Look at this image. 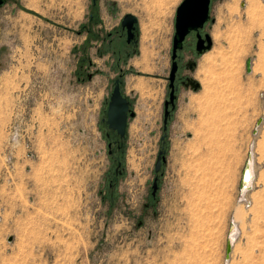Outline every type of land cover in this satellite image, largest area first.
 <instances>
[{
	"label": "rangeland",
	"instance_id": "obj_1",
	"mask_svg": "<svg viewBox=\"0 0 264 264\" xmlns=\"http://www.w3.org/2000/svg\"><path fill=\"white\" fill-rule=\"evenodd\" d=\"M180 1L0 4V264H264V0H211V47L185 37L162 130ZM117 77L134 114L113 144Z\"/></svg>",
	"mask_w": 264,
	"mask_h": 264
},
{
	"label": "water",
	"instance_id": "obj_2",
	"mask_svg": "<svg viewBox=\"0 0 264 264\" xmlns=\"http://www.w3.org/2000/svg\"><path fill=\"white\" fill-rule=\"evenodd\" d=\"M3 0H0V4ZM208 1L209 0H181L175 8L174 20H173V33L171 37V50H170V68L167 76L168 80V94L167 99L163 101V116H162V130L165 129V123L169 115V109L173 107V101L175 99V87L173 85L174 73L176 71V56L177 51L182 48L183 41L186 35L194 31L195 32V45L194 51L199 54L211 47V38L209 34L203 33L201 37L198 30L202 24L209 18L208 15ZM136 19L132 14L126 13L123 15L120 25L125 27L127 33H130V29L133 27ZM193 64V63H192ZM245 71H250V60L245 61ZM186 84L191 88H197L198 84L193 80L187 78ZM169 107V109H168ZM133 111L129 109V102L125 96L122 95L119 88V83L117 80L110 90L109 96L106 101L105 107V117L103 118L106 123L107 128L115 131L119 137L124 136L126 120L128 117L133 116ZM261 118L256 120V125L259 124ZM255 132V130H253ZM163 135L161 136V138ZM248 158V157H247ZM247 158L244 162L243 168L241 170V175L239 179V190L249 189L248 181L251 178L250 168L248 167ZM163 161L162 151L159 150L156 156V161L154 165V171H157L160 166V162ZM155 190V177L152 180V191L153 194ZM232 229V223L230 222L228 226V231ZM231 247V242L229 238L225 241V258L228 256Z\"/></svg>",
	"mask_w": 264,
	"mask_h": 264
},
{
	"label": "flooded vegetation",
	"instance_id": "obj_3",
	"mask_svg": "<svg viewBox=\"0 0 264 264\" xmlns=\"http://www.w3.org/2000/svg\"><path fill=\"white\" fill-rule=\"evenodd\" d=\"M3 1H4V0H3ZM3 1H2V2H3ZM210 2H211V0L208 1V15H209ZM92 3L94 4V1H93ZM207 20H208V19H207ZM207 20L202 24V26L200 27L201 29L203 28V26L205 25V23L207 22ZM119 29H120L121 31H120V34H118V38L122 39L124 44H126V45H127V44H133V45H135V44H136V40H137V39H136V36H137V34H136L135 23H133V27L130 29V33H129V34L127 33L125 27H121L120 23H119ZM201 29L198 30V33H199L200 36L202 37L204 32H200ZM189 33H191L192 40L185 42V39H184L183 43L185 42L186 44L192 46L193 49H194L195 40H196V38H195V32H194V31H191V32H189ZM189 33H188V34H189ZM188 34H187V35H188ZM119 35H120V36H119ZM187 35H186V36H187ZM182 46H183V44H182ZM178 59H179V55H178V51H177V56H176V58H175V60H176V65H177V60H178ZM176 69H177V67H176ZM174 77H175V76H174ZM187 78H188V77L183 76V78L180 79V82H181L182 84H186V83H187V82H186V79H187ZM115 80H117L118 83L121 82L120 79H119V77H117V78H115V79L113 80V84H114V81H115ZM112 86H113V85H112ZM174 87H175V86H174ZM175 90H176V87H175ZM120 92H121V90H120ZM121 93H122V92H121ZM128 102H129V101H128ZM129 109L131 110L130 103H129ZM102 121H103V123L105 124V127H106V129H107V132H105V136H106V137H109L110 135H112V137H113V139L110 141V143H111V142H112L113 144L119 143V141H120V139H122V137H119V136L115 133L114 130H112V129H110V128H107L106 123L104 122L103 119H102ZM126 122H127V120H126Z\"/></svg>",
	"mask_w": 264,
	"mask_h": 264
},
{
	"label": "bare ground",
	"instance_id": "obj_4",
	"mask_svg": "<svg viewBox=\"0 0 264 264\" xmlns=\"http://www.w3.org/2000/svg\"><path fill=\"white\" fill-rule=\"evenodd\" d=\"M259 6V5H258ZM262 6V5H261ZM236 8H237V6H235ZM256 7V6H255ZM263 7V6H262ZM261 7V8H262ZM236 8H234V9H236ZM230 9V8H229ZM257 9V8H256ZM255 9V10H256ZM263 10V9H262ZM230 11H231V9H230ZM237 11V10H236ZM249 12V11H248ZM264 13V12H263ZM249 14V13H248ZM253 14H254V11H253ZM255 14H256V12H255ZM250 16V15H249ZM254 16V15H253ZM250 18V17H249ZM253 18V17H252ZM264 21V20H263ZM238 37V36H237ZM237 53V52H236ZM232 56V55H231ZM135 86H141V84H134ZM133 85V86H134ZM137 88H139V87H137ZM141 88V87H140ZM205 90V89H204ZM252 156H251V154L248 156V159H247V161H248V167L250 168V175H251V178L249 179V181H248V185L249 186H251V184H252V182H253V179L255 178L254 177V171H253V161H252V158H251ZM248 189H241L240 190V194H241V196L243 197L244 196V193H245V191H247ZM232 222V221H231ZM237 232V226H236V224L234 223V221H233V224H232V229H230L229 230V233H228V238H229V240H230V242H231V244H232V242H233V239H234V236L237 234L236 233Z\"/></svg>",
	"mask_w": 264,
	"mask_h": 264
},
{
	"label": "trees",
	"instance_id": "obj_5",
	"mask_svg": "<svg viewBox=\"0 0 264 264\" xmlns=\"http://www.w3.org/2000/svg\"><path fill=\"white\" fill-rule=\"evenodd\" d=\"M90 16L92 17V14ZM91 17H90V19H91Z\"/></svg>",
	"mask_w": 264,
	"mask_h": 264
}]
</instances>
